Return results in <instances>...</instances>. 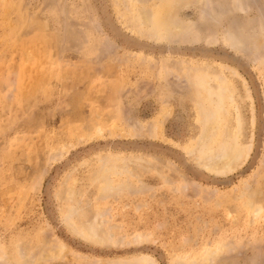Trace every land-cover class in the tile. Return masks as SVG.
<instances>
[{
    "label": "rangeland",
    "instance_id": "374dc122",
    "mask_svg": "<svg viewBox=\"0 0 264 264\" xmlns=\"http://www.w3.org/2000/svg\"><path fill=\"white\" fill-rule=\"evenodd\" d=\"M0 264H264V0H0Z\"/></svg>",
    "mask_w": 264,
    "mask_h": 264
},
{
    "label": "bare ground",
    "instance_id": "6f19581e",
    "mask_svg": "<svg viewBox=\"0 0 264 264\" xmlns=\"http://www.w3.org/2000/svg\"><path fill=\"white\" fill-rule=\"evenodd\" d=\"M212 167H213V166H212ZM227 168H228V167H227ZM212 169H214V170L217 169L218 172H220V170H221V169H220V165H216V166L213 167ZM217 171H216V172H217ZM218 172H217V173H218ZM254 214H255V213H254ZM256 215H257V214H256Z\"/></svg>",
    "mask_w": 264,
    "mask_h": 264
}]
</instances>
